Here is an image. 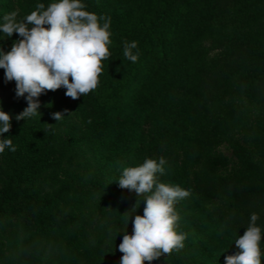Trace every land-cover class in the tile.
<instances>
[{
  "label": "trees",
  "instance_id": "16d2710c",
  "mask_svg": "<svg viewBox=\"0 0 264 264\" xmlns=\"http://www.w3.org/2000/svg\"><path fill=\"white\" fill-rule=\"evenodd\" d=\"M52 2L34 0L29 14ZM81 2L111 18V56L79 97L81 124L52 118L57 90L38 98L40 116L17 121L27 101L0 69V108L12 117L3 138L17 149L0 153V228L15 224L21 237L10 264L58 262L61 247L66 264H120L145 201L117 181L161 157L159 182L190 192L175 205L186 239L151 264H225L252 213L264 264V0ZM11 11L0 0V18ZM125 41L138 43L137 62L123 56Z\"/></svg>",
  "mask_w": 264,
  "mask_h": 264
},
{
  "label": "clouds",
  "instance_id": "9594fccd",
  "mask_svg": "<svg viewBox=\"0 0 264 264\" xmlns=\"http://www.w3.org/2000/svg\"><path fill=\"white\" fill-rule=\"evenodd\" d=\"M85 8L81 0H56L46 8L38 3L23 19L17 18L18 11L0 18V31L5 37L10 38L13 33L21 37L13 42L10 51L5 53L0 49V69L5 70V82L15 81L16 97L27 101V107L15 117L17 121L40 116L38 98L48 91L63 87L65 95L76 100L98 87L102 62L111 56L108 47L111 18L98 17ZM137 47L136 41H125L123 56L137 62L139 53L134 52ZM63 117L62 112L52 114L56 121ZM11 119L0 108V153L6 148L12 152L17 150L11 138H3L11 129ZM166 163L163 157L159 161L145 159L140 166L124 168L117 181L120 188L134 191L145 201L143 215H135L132 220L133 233L125 232L119 244L123 254L120 264H145L146 261L151 264L162 255L184 247L186 234L177 231L180 216L175 205L190 192L178 185L159 182L158 174L165 173ZM129 218L126 217L127 224ZM258 219L256 213L251 214L244 234L235 240L240 251L226 256L225 264H262Z\"/></svg>",
  "mask_w": 264,
  "mask_h": 264
},
{
  "label": "rangeland",
  "instance_id": "374dc122",
  "mask_svg": "<svg viewBox=\"0 0 264 264\" xmlns=\"http://www.w3.org/2000/svg\"><path fill=\"white\" fill-rule=\"evenodd\" d=\"M34 0H10L12 5V11H18V19H23L27 14H29L30 10V4ZM21 39L17 33H13L12 37H5V35H2V38L0 40V45L3 50L6 52L11 50L12 44L14 41ZM66 89L61 87L57 90L56 97L51 100L52 104L54 105V108L56 112H62L64 113V116L68 117L71 121L81 124V112L79 110V107L77 105V102L79 99L73 100L70 97H67L65 95ZM67 109L68 111L65 112L64 110ZM81 126V125H80ZM83 127V126H81ZM85 129V128H84ZM95 199L92 200L94 202ZM77 232L80 235L81 230L79 229V226H77ZM19 229L15 224H12L10 222H7L4 226L0 228V240L2 241V254L0 257V264H10L14 261V259L17 257L20 248H21V237L19 235L20 232H18ZM76 249H80L78 236L76 237V240H74ZM61 253V259L56 261H50L48 260V264H66L67 258H69L70 251L67 248H59Z\"/></svg>",
  "mask_w": 264,
  "mask_h": 264
}]
</instances>
